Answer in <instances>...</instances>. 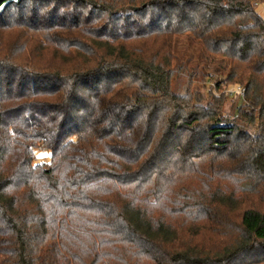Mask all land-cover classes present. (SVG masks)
Segmentation results:
<instances>
[{
  "label": "trees",
  "instance_id": "1",
  "mask_svg": "<svg viewBox=\"0 0 264 264\" xmlns=\"http://www.w3.org/2000/svg\"><path fill=\"white\" fill-rule=\"evenodd\" d=\"M263 4L0 0V264H264Z\"/></svg>",
  "mask_w": 264,
  "mask_h": 264
},
{
  "label": "rangeland",
  "instance_id": "2",
  "mask_svg": "<svg viewBox=\"0 0 264 264\" xmlns=\"http://www.w3.org/2000/svg\"><path fill=\"white\" fill-rule=\"evenodd\" d=\"M257 11L264 18V4L260 5ZM179 49L187 53V55H185L186 57H184L183 59L181 58L182 60L180 61L184 63V65L185 63H187V66L190 68V72H191L192 71L191 67H193L192 63L198 61V55L200 54V52H203V50L200 49L198 46H193V47L188 46L185 41V38L179 39ZM181 56L183 55L181 54ZM207 74L209 75L208 77L202 78L198 83H195L196 85H194L193 87L195 88L197 86L201 87V94L208 101L210 100L212 101L213 96H215L216 98H220L222 94L225 93L228 94V101L225 103L224 111L228 116L233 117L235 115L234 114L235 104L239 98L237 93L243 92L242 90L243 88L240 85H228L226 81L220 80L222 78L221 75L216 74V72L213 70L209 71ZM187 77H188L187 75H180L179 79L177 78L178 80L174 83V89L177 90L179 93L183 94L186 92L188 85ZM221 81L223 83H221V86L219 87L218 84ZM241 101H239V105L241 104ZM246 125H247L246 128L251 135L256 136L260 133V129H261L260 122L259 123L257 122L255 124L247 122ZM35 154H36V163L48 161L50 158L49 153L41 149L36 150Z\"/></svg>",
  "mask_w": 264,
  "mask_h": 264
},
{
  "label": "built area",
  "instance_id": "3",
  "mask_svg": "<svg viewBox=\"0 0 264 264\" xmlns=\"http://www.w3.org/2000/svg\"><path fill=\"white\" fill-rule=\"evenodd\" d=\"M239 94L243 95V92H240Z\"/></svg>",
  "mask_w": 264,
  "mask_h": 264
}]
</instances>
